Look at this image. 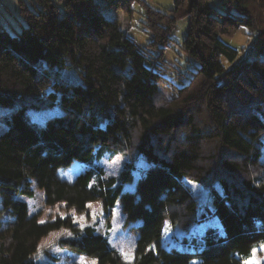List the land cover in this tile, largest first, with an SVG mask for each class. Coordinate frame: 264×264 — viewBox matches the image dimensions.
I'll list each match as a JSON object with an SVG mask.
<instances>
[{
    "label": "trees",
    "instance_id": "obj_1",
    "mask_svg": "<svg viewBox=\"0 0 264 264\" xmlns=\"http://www.w3.org/2000/svg\"><path fill=\"white\" fill-rule=\"evenodd\" d=\"M60 1L63 10L55 0H34L37 10L22 4L26 25L0 30V264H36L41 241L62 230L72 234L62 244L86 264H245L264 245V31L241 63L221 36L254 28L260 0H175L170 15L147 8L150 45L163 58L177 21H190L184 48L198 67L183 86L169 77L172 65L151 66L148 48L106 16L129 14L133 0ZM69 67L79 81L64 76ZM162 85L171 93L163 100ZM53 107L60 113L45 122L28 114ZM120 150L132 158L118 177L94 168ZM141 159L146 168L135 179ZM76 161L89 168L68 179L63 172ZM189 172L214 174L218 184L210 214L221 228L200 238L190 232L209 218L184 182ZM36 191L44 210L31 214L26 199ZM91 206L108 227L119 208L130 257L69 213L89 214ZM57 209L67 215L54 217ZM167 223L180 231L170 247Z\"/></svg>",
    "mask_w": 264,
    "mask_h": 264
},
{
    "label": "rangeland",
    "instance_id": "obj_2",
    "mask_svg": "<svg viewBox=\"0 0 264 264\" xmlns=\"http://www.w3.org/2000/svg\"><path fill=\"white\" fill-rule=\"evenodd\" d=\"M63 10V4L60 0H55ZM219 0H213V3L218 4ZM24 4L32 10H37L34 5V0H0V30H7L10 33L20 31L26 21L24 19L21 5ZM218 6V5H217ZM163 11L167 14H173L176 7L175 0H133L131 2V12L125 13L123 10L107 9L106 16L117 19L129 37L137 42L141 48H148L145 52L149 58V63L154 65V62H161V65L171 67L173 66L169 77L172 78L179 86H183L190 82L193 72L196 71L198 64L197 61L190 57L184 48V41L189 31L190 21L187 17L180 18L177 21L176 27L170 34L171 41L168 43L164 51L157 46L150 45L152 41V31L149 28L147 21V8ZM255 27L240 26L234 36H221L222 39L229 45L235 47L239 51V56L236 62L241 63L247 58V53L251 50L252 45L256 41V37L263 30L264 31V0H260L256 5L254 11ZM259 27V28H257ZM256 28V29H255ZM259 47V46H258ZM158 52L161 54L158 55ZM264 51L260 50V54ZM257 55V49L253 50V56ZM160 58V59H159ZM228 65V68L233 65ZM167 63L169 65H167ZM158 64V63H157ZM158 67V66H157ZM169 70V68H168ZM64 76L73 81L80 80L79 72L69 67L64 69ZM164 78V77H163ZM172 85V84H171ZM161 100L169 97L170 88L161 86ZM60 113L59 107H53L45 110H30L28 112L32 120L38 122H45L46 119L54 114ZM6 128L3 120H0V133ZM131 152L117 151L115 153H107L101 160L94 164V168L102 171L104 177H118L122 170L126 168L131 160ZM135 179L143 174L146 165L145 160L141 159L136 166ZM84 163L76 161L73 165L63 172V175L68 179H74L77 175L88 169ZM215 175L199 177L196 173H188L184 182L191 189L194 197L199 204L200 214H206L209 219L203 221L193 227L190 234L192 238H200L208 228H221L219 220L212 217L210 211L213 209L211 191L214 187L218 188L215 181ZM133 184L129 185L132 188ZM30 206V213L34 214L44 210V194L41 191H36V196L33 199H26ZM50 210H46L41 220L45 221ZM70 215L75 217V223L81 228L87 226H95L99 232L108 236L111 245L115 248L123 250L125 257H130L134 250L133 241L121 234V226L123 225L124 216L119 208L113 212L111 226L105 222V215L91 206L89 214H77L74 210L69 212ZM57 214L65 217L67 212L62 210H54L52 215L55 217ZM9 215L5 214L1 217L3 222L9 219ZM169 224V223H168ZM72 236L69 230H62L53 232L44 238L39 246V250L33 257L36 264H86L89 260L86 256L75 252L71 247L64 246L62 240ZM165 236L167 239L168 247L180 243V231L173 229L170 224L166 227ZM245 264H264V245H259L253 251V256L245 262Z\"/></svg>",
    "mask_w": 264,
    "mask_h": 264
},
{
    "label": "crops",
    "instance_id": "obj_3",
    "mask_svg": "<svg viewBox=\"0 0 264 264\" xmlns=\"http://www.w3.org/2000/svg\"><path fill=\"white\" fill-rule=\"evenodd\" d=\"M168 225H169V224L167 223V224H166V227H167ZM165 231H166V229H165Z\"/></svg>",
    "mask_w": 264,
    "mask_h": 264
}]
</instances>
